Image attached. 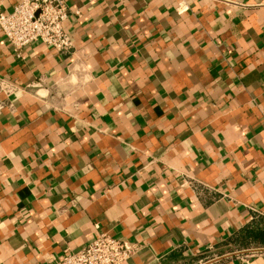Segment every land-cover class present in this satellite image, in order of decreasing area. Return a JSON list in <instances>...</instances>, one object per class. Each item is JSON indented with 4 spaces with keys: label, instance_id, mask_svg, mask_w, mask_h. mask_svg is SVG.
I'll return each instance as SVG.
<instances>
[{
    "label": "crops",
    "instance_id": "1",
    "mask_svg": "<svg viewBox=\"0 0 264 264\" xmlns=\"http://www.w3.org/2000/svg\"><path fill=\"white\" fill-rule=\"evenodd\" d=\"M66 3L70 54L0 31V79L42 88L0 113V264L100 232L125 264H264V0Z\"/></svg>",
    "mask_w": 264,
    "mask_h": 264
},
{
    "label": "built area",
    "instance_id": "2",
    "mask_svg": "<svg viewBox=\"0 0 264 264\" xmlns=\"http://www.w3.org/2000/svg\"><path fill=\"white\" fill-rule=\"evenodd\" d=\"M70 17L66 0H21L11 10H5V0H0V31L21 60L24 50L33 44L49 47L60 55L70 54L74 42L65 27ZM41 89V86L20 87L0 79V113L11 107L10 99L17 93L34 90L38 95ZM138 250L136 244L100 232L87 246L79 251L67 250L54 264H125Z\"/></svg>",
    "mask_w": 264,
    "mask_h": 264
}]
</instances>
